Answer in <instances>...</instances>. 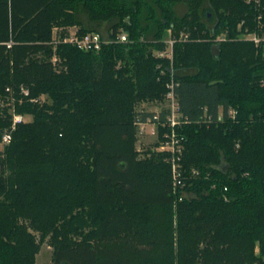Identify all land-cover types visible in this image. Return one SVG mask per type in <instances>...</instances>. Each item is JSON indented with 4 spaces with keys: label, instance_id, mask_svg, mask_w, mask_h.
<instances>
[{
    "label": "trees",
    "instance_id": "obj_1",
    "mask_svg": "<svg viewBox=\"0 0 264 264\" xmlns=\"http://www.w3.org/2000/svg\"><path fill=\"white\" fill-rule=\"evenodd\" d=\"M73 27L113 42L80 50ZM169 30L189 35L172 60ZM246 33L264 37V0H0V96L33 116L0 152V264H36L46 239L53 264H264V45ZM173 83L179 184L172 153L137 147L156 115L137 104Z\"/></svg>",
    "mask_w": 264,
    "mask_h": 264
},
{
    "label": "built area",
    "instance_id": "obj_2",
    "mask_svg": "<svg viewBox=\"0 0 264 264\" xmlns=\"http://www.w3.org/2000/svg\"><path fill=\"white\" fill-rule=\"evenodd\" d=\"M69 36L66 37L65 41L72 43L74 46H76L78 49L83 51H96L98 52L103 44H109L112 43L113 40L109 39L106 36H103L99 33H88L85 36H80L78 34V30L73 27L69 29ZM128 34L125 32H121L117 36V42L119 43H127L129 41ZM189 35L186 32H181L179 35H173L172 30H169L168 35L165 39L166 43V49L164 51H159L157 53L158 57L160 58H168L173 59V50L174 46L178 42H185L188 39ZM244 39H248L253 41L257 46H263L264 45V37L259 36L257 33H246L242 36ZM220 40V39H219ZM56 60V59H55ZM169 92L166 95V100L170 101V105H168L166 108H164L162 111H160L158 114H156L153 118H150L146 122H140L138 123L140 127V135H144L145 131V125L152 124V130L150 133L154 135H159V127L163 126V128L169 129L170 131H164L163 136V144L159 146V149L157 151L159 152H170L172 153V158L170 159L172 163L174 178L176 180V184L180 183L179 177H180V160L181 155L183 154V144L181 143V139H179L176 135V127L180 126L183 123V116L180 110L179 101L177 98V95L175 93L174 83L168 84ZM8 92H11V90L8 88ZM21 93L25 96H29V90L26 88H21ZM41 98V97H40ZM40 98L38 99L40 102ZM30 101H34V99H30ZM162 113H166L165 119L162 120ZM29 116L15 113L12 114V123H11V129L6 130L4 133H2L0 137V143L3 145H9L13 139V132L17 129V127L21 124H25L30 122ZM158 126V127H157ZM139 136V135H138ZM1 161L0 159V172H1Z\"/></svg>",
    "mask_w": 264,
    "mask_h": 264
},
{
    "label": "rangeland",
    "instance_id": "obj_3",
    "mask_svg": "<svg viewBox=\"0 0 264 264\" xmlns=\"http://www.w3.org/2000/svg\"><path fill=\"white\" fill-rule=\"evenodd\" d=\"M183 10V8H181V11ZM65 27H59V29L57 31H62V29H64ZM242 37V36H241ZM230 38V33L228 30H223L215 39L216 41H220L221 39H224L223 41H226ZM220 39V40H219ZM244 39V38H243ZM42 103L48 102L51 103V100L48 98L47 95L41 96L40 98ZM9 98L7 97H2L0 96V115L5 116L8 113L14 114V109L13 106L10 108V110H7L9 108ZM168 105H170V101L169 100H163V101H144L141 102L139 104H137L136 106V110L141 113V112H148V113H154V114H158L160 111H162L164 108H166ZM8 111V112H7ZM26 116L31 117L30 118V122L28 123H32L33 122V116L31 114H24ZM142 115H138L137 117H141ZM27 123V124H28ZM140 127L139 128V136H138V143H137V147L138 149L142 152L145 153L147 151H152V152H156L159 149V146L161 144H163V136H164V131L166 130V128H163V126L159 127V135H154L152 133H150V131L152 130V127L156 126H152V124H148L145 125V133L144 135H140ZM158 127V126H157ZM11 129V124L9 127L5 128L4 131H2V133H4L6 130H10ZM2 135V134H1ZM8 145H3L0 143V152H3L6 147ZM144 155V154H142ZM89 230V229H88ZM48 240L46 239L45 242L42 244L41 249L39 254L37 255V259H36V264H53L52 263V248L49 246ZM256 253L259 254V248L257 247L256 249Z\"/></svg>",
    "mask_w": 264,
    "mask_h": 264
}]
</instances>
